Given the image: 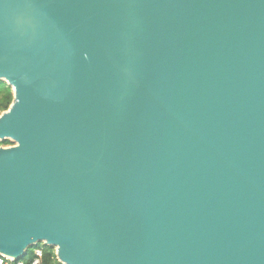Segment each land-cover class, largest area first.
Instances as JSON below:
<instances>
[{
  "label": "water",
  "instance_id": "95a60500",
  "mask_svg": "<svg viewBox=\"0 0 264 264\" xmlns=\"http://www.w3.org/2000/svg\"><path fill=\"white\" fill-rule=\"evenodd\" d=\"M0 254L264 264V0H0Z\"/></svg>",
  "mask_w": 264,
  "mask_h": 264
},
{
  "label": "trees",
  "instance_id": "16d2710c",
  "mask_svg": "<svg viewBox=\"0 0 264 264\" xmlns=\"http://www.w3.org/2000/svg\"><path fill=\"white\" fill-rule=\"evenodd\" d=\"M14 101V93L12 88L4 81H0V116L9 110ZM14 143L11 141L0 142V147H11ZM42 251L41 264H61L57 259L56 249L53 247L45 246L44 244H38L30 248L24 258L21 261L24 264H32L36 259V251Z\"/></svg>",
  "mask_w": 264,
  "mask_h": 264
},
{
  "label": "built area",
  "instance_id": "2783aa9c",
  "mask_svg": "<svg viewBox=\"0 0 264 264\" xmlns=\"http://www.w3.org/2000/svg\"><path fill=\"white\" fill-rule=\"evenodd\" d=\"M42 251H36V259L32 264H41ZM0 264H24L21 260H14L0 254Z\"/></svg>",
  "mask_w": 264,
  "mask_h": 264
},
{
  "label": "rangeland",
  "instance_id": "374dc122",
  "mask_svg": "<svg viewBox=\"0 0 264 264\" xmlns=\"http://www.w3.org/2000/svg\"><path fill=\"white\" fill-rule=\"evenodd\" d=\"M15 144V143H14ZM14 146V145H13ZM10 147V146H9ZM7 148V147H6Z\"/></svg>",
  "mask_w": 264,
  "mask_h": 264
}]
</instances>
